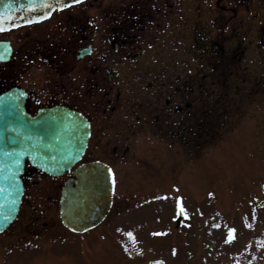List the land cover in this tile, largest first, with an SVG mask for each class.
Segmentation results:
<instances>
[{
  "label": "rangeland",
  "instance_id": "374dc122",
  "mask_svg": "<svg viewBox=\"0 0 264 264\" xmlns=\"http://www.w3.org/2000/svg\"><path fill=\"white\" fill-rule=\"evenodd\" d=\"M95 1L109 16L147 22L140 44L143 78L153 79L156 69L167 75L176 69L186 78L196 73L207 88L201 100L196 87L188 117L185 105L186 112H179L180 129L181 122L190 125L184 138H157L158 150L176 152L169 157L175 183L160 157L152 162L149 154L145 165L136 163L131 172L124 164L117 170L122 176L108 216L74 234L58 218L64 178L29 182L22 212L39 216L36 227L46 226L30 232L12 226L0 235V264H264V0ZM157 5L164 16L151 12ZM97 6L83 10L87 18L97 16ZM144 8L153 15L150 21L141 14ZM17 30L0 38L14 43L16 32L27 34L25 27ZM193 38L205 44L204 61L196 56ZM26 58L18 70L14 59L2 64L7 81L26 83ZM145 134L130 138L133 152L142 150V140L153 139L151 130ZM187 140L193 147L190 161L184 155ZM177 200L182 213L174 209ZM229 229H234L231 239Z\"/></svg>",
  "mask_w": 264,
  "mask_h": 264
},
{
  "label": "flooded vegetation",
  "instance_id": "af4514ba",
  "mask_svg": "<svg viewBox=\"0 0 264 264\" xmlns=\"http://www.w3.org/2000/svg\"><path fill=\"white\" fill-rule=\"evenodd\" d=\"M90 4L93 8L98 5V14L94 18H87L86 11H83ZM89 6L77 8L78 12L67 11L55 15L42 25L29 26L28 33L23 36L17 34V30L14 43L10 41V44L12 51H15L13 59L17 70L20 64L18 57L20 58L25 48L28 51L27 81L25 84L21 81H7L5 69L1 65L0 93L10 87L23 89L24 107L29 114L55 105L80 112L88 121L90 134L77 164L100 161L109 165L113 171L115 187L119 185V176H122L117 172L119 168L126 164L130 167V172L138 169L135 164L145 165L149 154L148 158L152 162H156L157 157L166 162L169 180L175 183L173 163L169 157H174L176 152L158 150L157 138L159 135L168 136V141H179L180 135L184 138L183 131L190 125L186 123L185 126L181 122L180 129L179 123L176 124L179 112L189 110L186 113L188 117V113L194 109L196 87L201 100L204 99L207 88L203 83L197 82L199 75L197 77L196 73L192 72L193 78H186L176 69L168 75L167 72L156 69L153 79L143 78L146 68L143 67L141 58L145 56V49H141L140 44L142 37L148 34V24L143 23L146 21L142 18L130 21L129 18L119 19L111 16L112 14L109 16L108 8L101 9L100 3L95 0ZM160 10L157 5L155 11L151 12L159 17L164 16L165 13H160ZM151 12L146 8L141 9V14L146 16L144 19L149 16L148 21L153 18ZM155 30L154 25L151 31ZM2 39L4 38H0ZM149 39L152 38L149 36ZM202 39L193 38L195 49L199 47L196 56H199L200 61L206 58L203 55L206 50L202 49L205 46ZM85 47L89 48V52L77 59L79 50ZM184 58L189 61V56L185 55ZM38 69L41 73L36 76L35 71ZM20 77L21 74H17L16 79L21 80ZM204 78L203 74L201 79ZM179 80H182L181 85H178ZM150 130L152 134L149 135L153 139L142 140L139 143L142 150L138 154L133 152L134 146L130 138L138 133L146 136L145 133ZM186 130L189 133L190 128ZM187 143L190 151H185L184 155L190 161L193 147L189 146V140ZM143 150L146 151L142 153ZM125 172L126 169L123 168V173ZM44 177L48 178L28 164L25 165L22 175L24 187L27 183H36ZM22 211L23 205L12 225L17 232L39 231V227L42 229L46 226L41 222V226L36 227L39 216L32 215L31 211Z\"/></svg>",
  "mask_w": 264,
  "mask_h": 264
},
{
  "label": "water",
  "instance_id": "95a60500",
  "mask_svg": "<svg viewBox=\"0 0 264 264\" xmlns=\"http://www.w3.org/2000/svg\"><path fill=\"white\" fill-rule=\"evenodd\" d=\"M27 4L28 0H0V12L10 14L11 24L16 25L46 11H30ZM10 52L8 42H0V61H6ZM86 52L80 51L78 57ZM24 98L23 91L16 88L0 95V233L11 224L20 205L25 159L48 175L60 176L80 159L89 135L88 122L80 113L53 106L30 116L24 109ZM108 169L91 162L69 172L58 201L59 219L69 231L85 232L105 218L113 193Z\"/></svg>",
  "mask_w": 264,
  "mask_h": 264
},
{
  "label": "snow or ice",
  "instance_id": "6c2138e0",
  "mask_svg": "<svg viewBox=\"0 0 264 264\" xmlns=\"http://www.w3.org/2000/svg\"><path fill=\"white\" fill-rule=\"evenodd\" d=\"M83 3V0H68V2H64V0H28L27 8L28 10H34V9H46V11H43L41 15H38L35 17V21L38 22L40 20H43L49 16L52 15L51 9H55L57 11L63 10L66 7H69L71 4H81ZM21 8H24V5L20 6ZM5 8H7V4H5ZM12 19V16L10 14H5L3 12H0V31H4L3 27V21ZM33 20L25 19L24 23L31 24L33 23ZM91 23V21H90ZM109 178L112 177V169L109 168L108 170ZM99 175V172L97 173ZM112 183L114 185L115 181L112 180ZM14 203V201H13ZM179 207V205H178ZM179 211L182 213L184 211L183 208H179ZM234 229H229V239L232 238V232ZM127 235H131V233H127Z\"/></svg>",
  "mask_w": 264,
  "mask_h": 264
}]
</instances>
